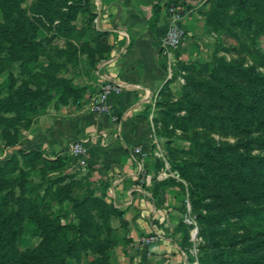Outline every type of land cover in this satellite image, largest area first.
I'll return each mask as SVG.
<instances>
[{"label": "rangeland", "instance_id": "rangeland-1", "mask_svg": "<svg viewBox=\"0 0 264 264\" xmlns=\"http://www.w3.org/2000/svg\"><path fill=\"white\" fill-rule=\"evenodd\" d=\"M191 7L183 41L161 54L166 82L146 112L155 137L146 172L161 175L155 189H176L175 220L131 233L84 164L24 154V131L60 105L62 85L81 87L68 100L91 109L102 91L92 79L109 44L89 0H0V220L23 213L14 235L0 222V264H132L127 253L147 233L179 239L186 264H264V102L224 85L264 79V0Z\"/></svg>", "mask_w": 264, "mask_h": 264}, {"label": "crops", "instance_id": "crops-1", "mask_svg": "<svg viewBox=\"0 0 264 264\" xmlns=\"http://www.w3.org/2000/svg\"><path fill=\"white\" fill-rule=\"evenodd\" d=\"M204 1L180 0L183 4L180 22L184 29L191 28L190 17L196 13L189 5ZM89 2L98 30L110 46L108 59L92 79L95 93L106 81L119 90L106 93L104 113L93 111L86 100L49 107L24 131L23 147L44 149L52 155L69 154L70 144L81 141L87 149L84 165L90 172L89 178L103 184L113 204L121 207L131 233L147 232L157 224L167 226L175 220L171 204L176 203V189H155L153 186L161 181V175L152 180L151 172H146L151 145L155 143L154 126L146 112L151 109L152 94L167 78L159 41L169 26L168 0ZM156 4L158 21L152 26ZM135 147L144 155H135ZM143 171L146 176L141 184L138 177ZM179 244V239L165 238L140 248L135 245L132 251H127V258L132 264H186V255L178 250Z\"/></svg>", "mask_w": 264, "mask_h": 264}, {"label": "built area", "instance_id": "built-area-1", "mask_svg": "<svg viewBox=\"0 0 264 264\" xmlns=\"http://www.w3.org/2000/svg\"><path fill=\"white\" fill-rule=\"evenodd\" d=\"M167 12L169 14V26L167 31L161 37L159 41V49L163 56L169 57L171 54V49L176 48L185 37V29L180 22L181 12L178 8L174 6L167 7ZM110 90H119V87H116L109 81H106L103 85L102 91L95 98L94 106L92 107L93 111L97 113L106 112V93ZM87 153V149L81 141H74L69 146V155L77 160L80 164H84V157ZM133 153L135 155H144V152L139 148H133ZM160 235L155 233L145 234L139 239V242L148 246L153 243H157L160 239Z\"/></svg>", "mask_w": 264, "mask_h": 264}, {"label": "trees", "instance_id": "trees-1", "mask_svg": "<svg viewBox=\"0 0 264 264\" xmlns=\"http://www.w3.org/2000/svg\"><path fill=\"white\" fill-rule=\"evenodd\" d=\"M171 5L178 8L179 11H181V7L183 6V4L180 2V0H168L167 7H169ZM158 13H159V6L156 4L153 7V13H152V17H151L152 26H154L156 24V22L158 21ZM94 17H95V14H94ZM102 36H103V33H102ZM109 48H110V46H109ZM109 48H108V51H109ZM224 85L231 86V88H233L232 91H236L238 93H242L245 95L251 96L252 92H258L260 94V101L262 103L264 102V79L259 81L258 83H253V85H251L250 87H243L239 90H238V85L235 84L234 82H227L226 81V83H224ZM62 88L63 89H62L61 95L58 98V104H60V105H67V104L76 102L74 97H73L74 98L73 101L68 100L69 94H73V95L75 94V95H78V97L82 96L81 87H76V86L73 87L71 85L65 84V85H62ZM258 103H259V100L257 98H253V101L248 105L247 108L255 111V108L257 107ZM5 138L6 137L3 136V139H5ZM4 142L6 143V141H4ZM38 152H39V149H31L29 151H25L24 154H26V155L30 154V155H33L34 157H37V155L38 156L40 155ZM21 212H22V210L20 208L15 209L13 211H11V210L10 211H4V213H3L4 215L2 216L0 222L3 223L4 225H10V227H8L5 230V232L8 230L7 234L12 233V235H14L13 232L15 231L18 220L23 215V213H21ZM200 263H202V259H201Z\"/></svg>", "mask_w": 264, "mask_h": 264}]
</instances>
